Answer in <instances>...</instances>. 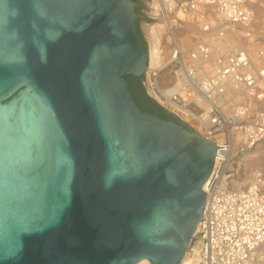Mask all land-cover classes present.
I'll return each instance as SVG.
<instances>
[{"label":"water","instance_id":"95a60500","mask_svg":"<svg viewBox=\"0 0 264 264\" xmlns=\"http://www.w3.org/2000/svg\"><path fill=\"white\" fill-rule=\"evenodd\" d=\"M137 1L0 0V264H180L196 238L217 144L134 101Z\"/></svg>","mask_w":264,"mask_h":264},{"label":"built area","instance_id":"2783aa9c","mask_svg":"<svg viewBox=\"0 0 264 264\" xmlns=\"http://www.w3.org/2000/svg\"><path fill=\"white\" fill-rule=\"evenodd\" d=\"M256 5L151 0L174 42L168 64L156 76L145 73L147 94L163 109L195 120L197 131L217 144L192 264H264V168L241 178L243 160L264 147V49L256 58L247 47ZM190 32L193 42H181Z\"/></svg>","mask_w":264,"mask_h":264},{"label":"rangeland","instance_id":"374dc122","mask_svg":"<svg viewBox=\"0 0 264 264\" xmlns=\"http://www.w3.org/2000/svg\"><path fill=\"white\" fill-rule=\"evenodd\" d=\"M256 2L258 3V5H256V7H255V18H254V20H255V25H254L255 32H254L253 40L250 42V44H248L247 47H250L252 49V53H253L252 56L253 57H256V58L258 57L259 58L260 50L264 49L263 48L264 47V22H263L264 21V0H256ZM150 13H151V16L153 17L154 21L156 22V24L163 25V22H162L161 18L153 11V7L151 6V3H150ZM146 31H147V26L143 25L142 35L144 37V42L146 43V48H147V50L149 52V58H150V48H151V44H150V40H149L150 37L148 36ZM188 34H189L190 37L192 36L191 32L188 33ZM165 35H166V33H165ZM165 37L163 36V38H165ZM191 39H192V37H191ZM190 42H193V41H190ZM172 44L170 43V45H168L169 53L166 56V58H168L167 61H169V59H170L169 56H170V50H171V45ZM147 68H149V62H148V67ZM149 71L146 70L147 73H149ZM164 77H165V74L161 75V78H164ZM142 83H143V86H144L146 92L149 93V91H148V88H149V75H147V74L144 75V77L142 78ZM166 111H168V110H166ZM168 112H170V111H168ZM170 113H172V112H170ZM172 114H174V113H172ZM177 117H179V116H177ZM186 124L188 126H190L188 123H186ZM190 127L197 131L196 128L198 127V125L195 126V127H193V126H190ZM258 149L255 150L254 151L255 153L252 154L254 156L256 155V158H254V159L249 158V160H252V161H249V163L247 164L245 169L241 170V172H242L241 178L244 181L250 180V177H252V175L254 174V172L257 169L264 168V147L263 146H259ZM243 162H244V165H246V163L248 162V159H246V160L244 159ZM193 243H194V246L199 248V241L197 239H194Z\"/></svg>","mask_w":264,"mask_h":264},{"label":"bare ground","instance_id":"6f19581e","mask_svg":"<svg viewBox=\"0 0 264 264\" xmlns=\"http://www.w3.org/2000/svg\"><path fill=\"white\" fill-rule=\"evenodd\" d=\"M149 2L151 3L150 0H149ZM146 32H147L148 36L150 37L149 40H150V44H151L149 68H147L146 70L147 71L150 70L149 73L151 75L156 76L158 74V72L162 68H164L169 62V61H167L168 58H166V56L169 53L168 45H170V43L172 44L174 42V35H173V33H171V31L168 28H166V26L160 25V24L147 26ZM165 33H166V35H165ZM163 36L164 37L166 36V37L163 38ZM191 37L189 36L188 33H186L181 42H183L185 44H190ZM248 51L251 54H253L252 49L250 47H248ZM189 118H185V119H183V121L188 123L190 126H193V127L197 126V122L195 120H192ZM247 158H248V163H249V161H252V160H249V158L253 159L252 157H247ZM197 249L198 248L196 246H194V243H192V245H191L190 249L188 250L185 258L183 259V261L180 264H192V261L194 258L193 255L198 253ZM140 263L141 264H150V262L148 260H143Z\"/></svg>","mask_w":264,"mask_h":264},{"label":"trees","instance_id":"16d2710c","mask_svg":"<svg viewBox=\"0 0 264 264\" xmlns=\"http://www.w3.org/2000/svg\"><path fill=\"white\" fill-rule=\"evenodd\" d=\"M138 3L136 11L140 15H142V10L144 8L142 3ZM142 20V18L138 19V27L139 23ZM143 47L146 49V43H143ZM130 85L131 94L133 96L134 101L138 105V107L144 111L149 112L151 114L158 113L162 118L168 119L169 117L166 115L164 109L160 107L146 92L142 79H127ZM141 92V93H140Z\"/></svg>","mask_w":264,"mask_h":264},{"label":"flooded vegetation","instance_id":"af4514ba","mask_svg":"<svg viewBox=\"0 0 264 264\" xmlns=\"http://www.w3.org/2000/svg\"><path fill=\"white\" fill-rule=\"evenodd\" d=\"M141 93V92H140Z\"/></svg>","mask_w":264,"mask_h":264}]
</instances>
